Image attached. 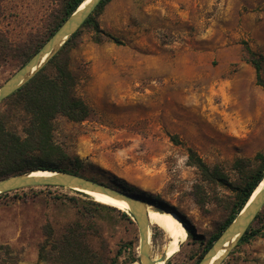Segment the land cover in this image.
I'll return each instance as SVG.
<instances>
[{"label":"rangeland","instance_id":"rangeland-1","mask_svg":"<svg viewBox=\"0 0 264 264\" xmlns=\"http://www.w3.org/2000/svg\"><path fill=\"white\" fill-rule=\"evenodd\" d=\"M61 3L0 0V32L13 47L44 39ZM97 21L123 43H95L90 30L81 29L69 67L91 114L80 122L56 117L54 139L84 162L85 176L124 180L183 217L195 237L188 236L167 260L195 264L224 218L212 200L231 191L205 186L211 200L200 207L194 198L200 175L187 163V150L219 165L233 184L239 178L234 160L264 151V88L242 58L243 41L264 52V0H110ZM20 66L16 56L0 55V86ZM261 77L264 81V67ZM174 134L180 143L172 142ZM71 197L84 199L49 185L1 196L0 263L49 264L39 258L45 226L57 237L78 218L67 201ZM93 219L98 232L89 245L96 254L117 264L139 258L133 218L99 213ZM250 225L264 234V205ZM149 229L150 255H161L163 235ZM221 264H264V237L239 243Z\"/></svg>","mask_w":264,"mask_h":264},{"label":"trees","instance_id":"trees-1","mask_svg":"<svg viewBox=\"0 0 264 264\" xmlns=\"http://www.w3.org/2000/svg\"><path fill=\"white\" fill-rule=\"evenodd\" d=\"M83 1L62 0L59 13L44 39L35 40L20 47H13L0 32V55L7 53L14 55L22 65ZM109 1L101 0L80 28L47 63L1 102L4 104V108L0 110V179L38 169L66 171L129 193H137L124 180L118 178L110 183H105L85 176L83 174L86 170L84 162L54 139L56 117L63 116L72 122H80L91 114L90 106L76 93L78 75L69 67V53L75 47L81 29L88 28L91 32V40L95 43L105 41H111L118 45L123 43L118 37L105 32L97 21V17ZM242 43V58L254 68L256 82L264 88V81L261 77L264 67V52L252 50L246 41ZM170 139L176 144L180 143L175 134L171 135ZM187 151V163L195 167L200 175L201 182L195 186L194 192L195 201L200 207L211 200V197H208L206 193V187H228L231 191V195H215L212 200L221 206L224 218L218 229L205 243L201 254L195 261L196 264L222 230L243 209L256 187L263 180L264 151L258 152L253 159L241 157L234 160L232 167L239 175L238 182L234 184L228 181L219 165H208L192 148ZM11 191L0 193V197L8 195ZM77 194L84 196V199L71 197L67 201L78 210V218L67 225L57 237L49 224L45 226L46 239L40 246L39 258L49 264H117V260L108 259L105 254L98 255L90 247L89 238L96 236L98 232L93 218L99 213L110 215L116 213L123 219L131 221V214L128 211L122 212L115 207L98 203L81 192H77ZM139 194L146 202L159 204L157 200H151L144 193ZM179 217L188 236L195 237L188 222L183 217ZM258 217L259 212L254 220ZM260 231V229H253L249 225L239 243L248 242L257 236L264 237ZM1 249L2 246H0ZM135 261L139 262V258H131L129 263ZM165 264H169V260Z\"/></svg>","mask_w":264,"mask_h":264},{"label":"water","instance_id":"water-1","mask_svg":"<svg viewBox=\"0 0 264 264\" xmlns=\"http://www.w3.org/2000/svg\"><path fill=\"white\" fill-rule=\"evenodd\" d=\"M85 1L86 0L68 15L42 43L38 50L0 86V103L27 82L47 63V61L80 28L101 0ZM82 4L83 6H81ZM34 171L0 179V193L27 186L49 185L65 187L85 195H87L85 191L97 192L117 200L126 201L129 206V213L136 222L139 233V263L155 264L149 252L150 226L148 222V207L158 212H170L169 209L146 202V200L137 193H129L71 172L41 170L48 171L51 174L45 176H32ZM251 197L243 209L212 242L196 264H221L231 250L239 244L241 237L264 205V186L255 196ZM165 259V255H162L159 261H165Z\"/></svg>","mask_w":264,"mask_h":264},{"label":"bare ground","instance_id":"bare-ground-1","mask_svg":"<svg viewBox=\"0 0 264 264\" xmlns=\"http://www.w3.org/2000/svg\"><path fill=\"white\" fill-rule=\"evenodd\" d=\"M86 0L85 2H87ZM85 4V3H83ZM83 4L81 6H83ZM51 174L48 171H34L32 176H45ZM264 186V178L259 183V185L254 190L252 197L259 192V190ZM86 194L94 201L105 204L108 206L115 207L117 209L128 211L129 206L126 201L117 200L110 196L100 194L92 191H85ZM251 197V198H252ZM181 218L174 212H158L148 207V222L149 226H154L158 228L163 235V245L161 255L152 256L155 264H163L167 259L174 255L179 249L180 244L185 242L188 238L187 230L185 229L183 223H181ZM185 244V243H183ZM182 246V245H181ZM165 255V261H159L160 256ZM130 264H140L138 261L132 262Z\"/></svg>","mask_w":264,"mask_h":264}]
</instances>
